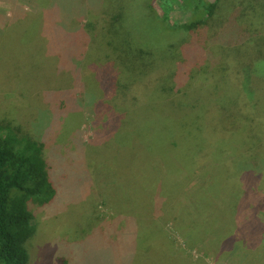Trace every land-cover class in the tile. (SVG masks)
Returning a JSON list of instances; mask_svg holds the SVG:
<instances>
[{"label": "rangeland", "instance_id": "374dc122", "mask_svg": "<svg viewBox=\"0 0 264 264\" xmlns=\"http://www.w3.org/2000/svg\"><path fill=\"white\" fill-rule=\"evenodd\" d=\"M11 1L0 0L1 14L9 13ZM17 1L31 11L27 24L32 20L33 31L38 32L27 38L38 46H48L51 35L83 5L80 0ZM107 1L112 10L114 3L122 7L116 24L103 11ZM200 1L188 0L180 11L189 13ZM90 4L95 15L90 30L109 34L111 29L113 48L106 51L108 61L100 59L104 44L93 38L79 62L66 63L67 68L82 67V86L85 75L87 89L75 90L79 116L74 110L56 114L50 99L31 105L37 92L30 83L16 85L8 95L13 100L21 97L23 103L12 100L0 105L1 118L44 140L46 158L55 169V197L44 206L31 203L35 231L27 242V264H264V252L249 255L236 246L238 234L247 238V248L264 235V172L255 179L250 171L243 183L234 164H228V154L240 157L242 150L236 135V114L244 104L239 99L241 80L217 73L211 62L194 68V62L183 63L185 48L202 52L210 44V52L213 49L225 66L232 62L231 70H239L233 62L239 57L244 70L248 54L257 48L264 52V0H220V20L235 13L251 34L243 46L231 47L212 46L203 35L191 38V32L168 29L162 17L173 6L171 0H90ZM43 8V15L33 20ZM58 47L64 63L68 53L79 49L65 43L53 48ZM12 57L6 53L4 60ZM95 59L107 61L96 68L107 72L108 78L111 73L106 84L90 69ZM45 60L46 56L33 54L24 59ZM181 63L183 71L193 74L191 83L177 92L173 76ZM250 69L256 75L243 80L242 88L255 104L253 109L259 110V102H264V56ZM154 70L161 72L158 81ZM141 83L139 96L130 101V89ZM63 88L74 87L46 85L52 91ZM164 94L174 101L157 103ZM60 124L70 129L62 144H55L51 136H64H59ZM198 133L194 142L192 136ZM136 145L142 146V158ZM151 162L156 163L152 168Z\"/></svg>", "mask_w": 264, "mask_h": 264}, {"label": "trees", "instance_id": "16d2710c", "mask_svg": "<svg viewBox=\"0 0 264 264\" xmlns=\"http://www.w3.org/2000/svg\"><path fill=\"white\" fill-rule=\"evenodd\" d=\"M17 2V0L16 2L15 0L11 1L8 14L0 13V105L4 103L7 104L13 100L12 98H8V95L16 88V85H27L30 83L34 85L37 92L33 94L29 100L31 105L43 99H50L51 110H54L56 114L60 115L65 110H74L76 115L79 116L81 108L79 102H77V100L75 101V99H77V91L75 92V90L78 89V91H82V89H87L84 79L85 75L83 76L84 86H82L80 77L82 67L79 68L77 64L73 68H67L66 63L73 59L79 62L82 53L88 51L93 38L96 40L100 39V44H104V51L99 52V57L100 59L108 61L109 54L106 53V51L113 48V41L110 34L111 29L109 34L107 30L103 34V29L99 30L97 33L91 31L92 29L90 30V28L93 24L92 17L95 16L92 15L94 11L92 9L94 8H92L90 0H80V2L83 3L81 10L78 6L75 14H69V19L66 21L64 20L62 28L58 31L56 30L49 38L48 46H38L27 38L28 35L38 32L35 33V31H33L32 20L27 24L28 19H30L31 11L25 10L22 6H19ZM87 2H89V4ZM171 2L173 6L166 10L162 17L164 23H167L166 26H168V29L171 31L181 30L188 34L191 32V38H200V36L203 35L207 41L209 40V43H212V46H220L221 44L227 47L238 44L243 46L244 42L251 37L250 31L240 24V20H237V17L240 16H235L234 12L227 20H220V0H203L194 3L193 9H189V13L186 11L182 13L180 11L182 8L186 9L188 0H171ZM118 5L119 7L114 3L113 7L116 9L112 10V2L107 1V6H105L103 10L109 16V22H111V24H116V20L119 19L122 7L120 4ZM43 10H45V8L35 12L33 20L43 15L40 14ZM170 18L173 20H170ZM205 30H207L209 34H207ZM218 31H220V36L215 35ZM102 34L103 36L100 37ZM189 42H191V40ZM62 43L68 46H79L77 52L73 51L72 55L70 53L67 54L68 58L65 63L60 54V46L58 48H53ZM191 49L187 47L183 51L185 55H183V63L189 61V64L192 66L194 62V68L201 65L203 67L207 62H211L209 64L211 66L216 64L213 68H217V73L224 72L225 75L230 77L229 79L239 78L241 80L239 99L244 100V104L240 108V112L235 114L238 117L236 135L242 140V150L240 157H238L235 152L229 153L228 164H234L236 167V171H234L236 174L239 173V175L243 177H241L243 183L245 181L244 179L248 178V175L251 173L250 171L254 172V176H256L255 179H260L262 177V172H264V110H262L264 102H259V110L253 109L255 104L252 103L251 97L249 100L246 98V93L242 88V81L256 75L253 74V69H250V66L252 64L254 65L255 62H258L264 56L263 50L257 48L256 53L248 54L250 57L248 59H250V61L245 64L244 70L240 67L238 57V60L233 62L240 69L234 71L230 68L232 62H225L227 64L226 66L229 67V70H227L224 61H221L222 58L215 55L213 49L212 53L210 52V44L206 51L199 52L196 49ZM10 52L13 54V57L4 60V55ZM235 52H237L238 55L239 50ZM30 54L43 58L46 56L47 60L42 63H27L24 59ZM251 55L255 56L254 59ZM242 56H245V54ZM100 59H95V65L91 64L90 69L92 68V72L97 79L98 76H96V74L98 72L102 77V81L106 84V81H109L112 76L110 73V77L108 78L107 72L96 70L97 67L107 63V61L102 62ZM183 63L178 65L173 76L175 86H177V92L191 83L190 79L193 74H191L190 69L182 70ZM108 71L110 72L109 68ZM200 72L202 73L204 71L201 70ZM88 73H91V71ZM151 73L155 75L158 81L161 72L159 70H154ZM242 76L244 78H242ZM147 82H151V79ZM66 83H72L74 88H63L55 91L46 89L47 84L62 85ZM142 83L132 86L128 94L130 101H134L139 96V89L142 87ZM109 93L111 95V93H115V90ZM71 95L74 96L72 97ZM23 101L21 97H18L13 100V104H21ZM164 101L173 102L174 97L170 94H164L161 96V100L156 102L160 104V102ZM67 102L70 103V105H67ZM218 116L220 115L218 114ZM68 129L70 128L61 126L59 136H64L61 139L59 137L53 139L51 136L52 142L55 144H62L61 140L67 138ZM114 130L115 128L113 131ZM198 136H200L199 133L192 136L194 142ZM45 147L46 144L44 140L37 139L35 134L30 135L23 132L20 126L15 123L11 124V122L0 117V264H27L29 262L27 242L35 231V226L33 224L34 213L30 210L31 203H38L44 206L56 195L57 187L52 178V176L54 177L55 175V169L53 171V168H50L49 161L45 154ZM136 147L139 148L138 152L140 153H136ZM136 147H133L131 151L142 158V146L136 145ZM199 150L200 148H197L196 152ZM154 164L156 163L151 162L149 167L152 168ZM154 174L157 178L160 177L159 172H155ZM214 175L213 173L212 179ZM157 201L159 203V200ZM261 206L263 207V205ZM259 208H257V210ZM257 210H255L256 219L258 218ZM236 236L240 238L239 234ZM223 238L225 239V236L220 238L219 244L222 243ZM239 238H236V246L238 249L247 251L249 255L263 254L264 235L258 242H255L253 245L249 244L251 246L249 248H247V238Z\"/></svg>", "mask_w": 264, "mask_h": 264}]
</instances>
